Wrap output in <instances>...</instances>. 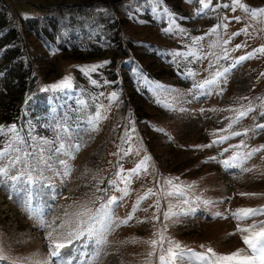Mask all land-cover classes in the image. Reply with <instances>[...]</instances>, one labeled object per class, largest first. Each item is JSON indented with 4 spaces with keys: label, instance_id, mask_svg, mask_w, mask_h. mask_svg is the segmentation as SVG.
<instances>
[{
    "label": "rangeland",
    "instance_id": "374dc122",
    "mask_svg": "<svg viewBox=\"0 0 264 264\" xmlns=\"http://www.w3.org/2000/svg\"><path fill=\"white\" fill-rule=\"evenodd\" d=\"M241 4L11 1L31 24L19 57L32 79L19 119L0 121V151L11 149L0 159V264H57L52 246L69 241L60 257L72 264H161L176 243L262 264L243 237L264 213H233L264 209V151L223 163L264 145V15L252 14L264 0ZM242 56L252 58L233 67ZM109 217L102 246L68 235Z\"/></svg>",
    "mask_w": 264,
    "mask_h": 264
},
{
    "label": "snow or ice",
    "instance_id": "6c2138e0",
    "mask_svg": "<svg viewBox=\"0 0 264 264\" xmlns=\"http://www.w3.org/2000/svg\"><path fill=\"white\" fill-rule=\"evenodd\" d=\"M233 2L240 7H244L245 11H248V9L243 4H241V0H233ZM204 6L208 7L209 5L207 2H205ZM225 7H227V5H225ZM257 12L260 13L261 15H264V9L254 10L252 14L256 15ZM239 34L240 33H234L233 35H239ZM237 47H240V46H237ZM257 51H259L261 54H264V48L258 49ZM251 58H252L251 56H242L239 58L238 61L234 63L233 67L235 66V64L242 63L243 61L251 59ZM90 70H94V68ZM227 71L228 70L225 69V72ZM222 75H224V73L217 71L216 79L209 80L206 83L208 84L217 83L219 81V78ZM51 87L53 89L70 88L71 82L69 79H66L61 84L52 85ZM200 87H204V85H200ZM233 111H235V109H233ZM253 111H255L254 108H248L247 111H241L237 119L239 120L241 118H244L248 115V113L253 112ZM261 115L264 116V112H261ZM256 127L259 130H264V123L257 124ZM2 131L3 130L0 129V132ZM10 150L11 149L9 147L5 151H0V159H2L5 155H7L10 152ZM261 151H264V145L260 146L257 149H253L251 152H248L244 158L234 157L231 162L228 160H225L223 163L225 164V166H239V164L243 163V159L250 158L254 154L259 153ZM144 170L147 171L146 168ZM133 174L139 175V173L136 172L135 170H133ZM0 175H3L2 169H0ZM130 179H131V176L124 177L123 175H121V182L123 183L130 182ZM241 195H254V194L242 193ZM262 213H264V209L243 208V209L238 210V212L233 213V215L237 220H244V219H248L250 217H254ZM83 214H86V213H81L80 215H83ZM108 219H109V223L106 225L102 224V226L98 227L96 224H92L90 225L88 231L83 234L77 231L75 234L69 232L68 235L69 236L75 235L76 239H84L85 237H88L95 241L96 246H102L105 243L104 237L107 235L109 231H111L112 224H113V222L111 221V217H109ZM253 227H256V226L253 225ZM239 231L243 233V232H250L251 230L248 228H240ZM243 240H244V243L248 245V247L253 251V253L259 254V259L262 262V264H264V226H262L261 231L255 232L251 236H248V235L244 236ZM149 243L153 247H155L157 243L163 245L165 243V240H164V237L161 235L159 241L153 240V241H150ZM69 244H70V241L68 243L56 242L52 246L50 255L53 257L59 258L57 261V264H72V258L60 257V250L65 247H68ZM84 247H87V245H85ZM208 251L212 253V256L215 258L214 261H210L209 257L203 254L184 251L182 250L181 245L176 243L174 247H169L166 249L168 259H166L165 255L162 254L160 256V261H161V264H176L177 260H179L181 264H255V257L249 256V257L241 258V253L239 251L231 255H217L211 249H209ZM83 255L88 256V253L85 252ZM74 256H75V253H73V257ZM98 259L99 257L97 255L95 259L93 260V264H95V260H98ZM77 264H89V262L87 260L82 259L78 261Z\"/></svg>",
    "mask_w": 264,
    "mask_h": 264
},
{
    "label": "trees",
    "instance_id": "16d2710c",
    "mask_svg": "<svg viewBox=\"0 0 264 264\" xmlns=\"http://www.w3.org/2000/svg\"><path fill=\"white\" fill-rule=\"evenodd\" d=\"M11 1L0 0V50H3L0 57V121L5 123L19 119L18 110L23 104V92L28 89L32 79L30 68L27 69L19 57L21 43L29 35L31 24L29 21H21L20 16L10 11ZM1 67L4 68L2 74Z\"/></svg>",
    "mask_w": 264,
    "mask_h": 264
}]
</instances>
